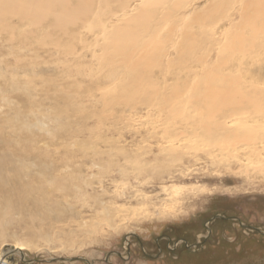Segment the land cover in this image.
<instances>
[{
	"label": "rangeland",
	"instance_id": "rangeland-1",
	"mask_svg": "<svg viewBox=\"0 0 264 264\" xmlns=\"http://www.w3.org/2000/svg\"><path fill=\"white\" fill-rule=\"evenodd\" d=\"M227 1L222 17L239 4ZM171 50L168 61L176 54ZM49 53L38 57L40 66L10 65L17 81L0 64V264H264V170L254 172V162L244 159H220L218 149L207 153L206 143L191 134H199V124L175 144L178 156L169 160L157 151L159 137L177 136L181 125L157 109L160 98L191 84L189 69L205 66L180 60L173 68H154L157 107L149 109L120 104L112 90L90 94L88 86L108 80L107 74L95 80L91 54L67 61L70 66L54 48ZM0 56L1 62L10 59ZM78 63L89 65L79 73ZM241 66L225 70L252 71L251 78L264 83V72L248 63L239 71ZM121 70L114 69L117 76ZM55 162L61 165L55 168ZM120 166L130 170L127 178ZM113 177L116 183H110ZM99 196L112 201L111 211L125 209L112 226L97 216L103 211Z\"/></svg>",
	"mask_w": 264,
	"mask_h": 264
},
{
	"label": "bare ground",
	"instance_id": "bare-ground-1",
	"mask_svg": "<svg viewBox=\"0 0 264 264\" xmlns=\"http://www.w3.org/2000/svg\"><path fill=\"white\" fill-rule=\"evenodd\" d=\"M225 1L0 0V44L4 46L3 49L0 47V55L5 53L15 60L14 63L10 59L0 61L7 66L3 74L17 81L10 65L22 69L40 66L42 62L38 57L41 54L51 57L49 52L53 48L62 54L60 57L66 56L63 57L66 62H75L91 54V64L98 66L92 70L95 80L104 74L108 75V80L88 86L90 94H94L92 91L109 94L112 90L116 94L114 100L120 104H147L152 109L156 106L153 88L159 86V82L153 79L154 68H173L180 60L205 66L206 69L200 72L189 69L187 72L194 74L191 84L175 86L171 96L164 93L160 98L157 109L168 111L171 122H181V125L177 127V136L165 133L159 137L157 151L169 160L178 156L175 144L190 136L189 127L199 124V134L198 130L191 134L206 143L209 147L205 150L207 153L218 149L222 152L220 159L231 156L247 160L246 164L254 162V172H261L264 170V83L251 78L252 71L238 74L225 69L243 65L238 67L241 71L248 63L253 70L264 72V0H237L239 4L231 14L222 17L219 11L227 7L228 1ZM199 2H202L201 6ZM37 33L41 37L35 45L33 40ZM63 43L68 48L62 47ZM17 45L27 52L15 51V48L20 49ZM205 45L210 46L211 51L208 52ZM172 47L176 54L168 61L166 54L172 52ZM53 54V59L59 57L57 53ZM55 62L59 64L61 61ZM77 65L80 73L84 65L89 64ZM117 68L123 69L119 76L114 71ZM191 110L196 114L193 115ZM159 122L163 124V120L159 119ZM94 153L97 154V150ZM123 156L133 164L130 154L123 152ZM58 164L54 163L55 168L59 167ZM91 167L88 165V170ZM126 170L124 166L118 168L124 178L130 171ZM61 176L58 173L56 177L60 179ZM110 180V183H116L114 177ZM104 183L100 180V186L105 188ZM140 195L142 193L137 196ZM98 199L103 211L97 216L107 220L109 226L115 223L116 217L124 216V208L111 211L108 207L112 201L103 202L100 196ZM88 223L95 226L92 220Z\"/></svg>",
	"mask_w": 264,
	"mask_h": 264
}]
</instances>
